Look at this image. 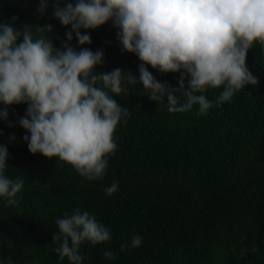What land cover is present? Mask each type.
Wrapping results in <instances>:
<instances>
[{
	"label": "trees",
	"instance_id": "16d2710c",
	"mask_svg": "<svg viewBox=\"0 0 264 264\" xmlns=\"http://www.w3.org/2000/svg\"><path fill=\"white\" fill-rule=\"evenodd\" d=\"M54 2L48 0L41 15L40 0H0V22L17 29L50 24L53 46L61 49L71 29L54 18ZM117 32L109 21L87 30L90 44L80 46L73 34L70 46L101 50L97 72L120 68L138 80L140 61L122 51ZM246 65L258 85H246L219 106L223 86L207 89L203 94L214 106L205 115H197L198 106L170 113L167 97L151 101L141 84L127 85V94L113 98L130 115L117 125V149L97 180L59 159L31 154L23 139L29 134L18 123L27 105L8 106L7 119H0V145L9 154L5 175L24 185L18 204L0 197V264H70L60 260L54 251L60 241L52 238L57 218L77 208L112 236L103 244H82V264H264V45L254 42ZM146 67L157 81L178 86L180 73ZM114 182L118 190L109 196L105 189ZM134 235L142 240L135 248ZM105 251L115 259H106Z\"/></svg>",
	"mask_w": 264,
	"mask_h": 264
},
{
	"label": "clouds",
	"instance_id": "9594fccd",
	"mask_svg": "<svg viewBox=\"0 0 264 264\" xmlns=\"http://www.w3.org/2000/svg\"><path fill=\"white\" fill-rule=\"evenodd\" d=\"M47 6L48 0H40L41 15ZM53 16L71 29L61 49L53 46L50 24L17 29L0 22V104L5 106L0 119H7L8 106L26 104L18 123L29 134L23 137L29 152L59 159L87 180L102 178L106 157L117 149L115 130L130 112L113 97L127 94V85L141 84L150 91L151 101L167 97L170 113L198 106L197 115L214 106L203 94L209 88L223 86L215 101L219 106L246 85H258L246 57L254 42L264 45V0H76L64 7L55 0ZM109 21L118 29L122 51L140 61L138 80L120 68L97 72L103 63L101 50L76 51L70 46L73 34L80 46L90 44L87 30ZM146 65L162 74L180 73L178 86L157 81ZM8 155L7 147L0 145V197L16 205L24 181L5 175ZM117 190L114 182L105 192L110 196ZM56 224L58 233L52 239L60 245L54 251L70 264H82L80 247L85 242L94 246L112 239L94 215L78 208L57 218ZM141 242L134 235L131 246ZM125 247L121 244V251ZM104 257L115 259V254L105 251Z\"/></svg>",
	"mask_w": 264,
	"mask_h": 264
}]
</instances>
